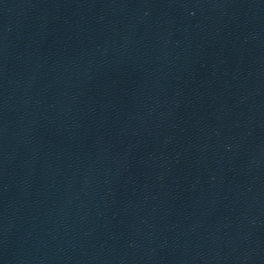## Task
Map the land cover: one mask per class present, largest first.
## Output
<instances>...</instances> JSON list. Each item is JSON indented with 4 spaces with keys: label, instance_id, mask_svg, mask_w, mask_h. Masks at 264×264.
I'll return each instance as SVG.
<instances>
[{
    "label": "water",
    "instance_id": "obj_1",
    "mask_svg": "<svg viewBox=\"0 0 264 264\" xmlns=\"http://www.w3.org/2000/svg\"><path fill=\"white\" fill-rule=\"evenodd\" d=\"M0 264H264V0H0Z\"/></svg>",
    "mask_w": 264,
    "mask_h": 264
}]
</instances>
